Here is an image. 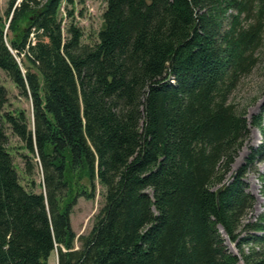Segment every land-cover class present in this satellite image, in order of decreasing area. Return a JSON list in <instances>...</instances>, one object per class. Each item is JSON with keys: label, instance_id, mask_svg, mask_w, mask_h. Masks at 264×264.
<instances>
[{"label": "trees", "instance_id": "16d2710c", "mask_svg": "<svg viewBox=\"0 0 264 264\" xmlns=\"http://www.w3.org/2000/svg\"><path fill=\"white\" fill-rule=\"evenodd\" d=\"M63 1L8 0L0 15V69L32 113L30 127L5 110L0 80V264H48L54 249L57 264H264L244 180L264 144L216 192L249 127L264 130L231 99L264 70V0H106L92 45L73 23L63 35ZM7 127L37 155L40 191L20 183ZM96 180L103 205L77 236L72 208Z\"/></svg>", "mask_w": 264, "mask_h": 264}, {"label": "rangeland", "instance_id": "374dc122", "mask_svg": "<svg viewBox=\"0 0 264 264\" xmlns=\"http://www.w3.org/2000/svg\"><path fill=\"white\" fill-rule=\"evenodd\" d=\"M19 1V0H17ZM8 0H0V15L4 18V11L7 7ZM106 6V0H64L60 9V17L62 20V32L66 35V25L73 23L82 32V43L92 45L98 41V32L102 26V13ZM70 12L68 14L67 12ZM8 25V24H7ZM23 66L28 62L21 56ZM20 63V58H18ZM0 80L8 92V101L5 110H24L29 118V125L32 127L31 103L29 97L19 94V90L14 83L0 69ZM231 99L238 104L240 108H244L246 118L251 119L252 116L264 113V70L258 69L253 73L245 76L238 87L231 95ZM264 115V114H263ZM264 126V120H263ZM7 142L6 148L12 156L13 164L18 174L20 183L28 189L40 191L42 189V169L35 153H31L11 130L6 128ZM264 144V130L260 131L257 127L250 126L249 132L244 140L242 147L238 150L231 170H236L245 160V157L252 149L258 145ZM264 151V150H263ZM26 162H29V166ZM229 171V172H230ZM229 172L226 178L229 176ZM264 174V160L253 161L252 167L247 171L244 180L247 189L254 195V204L252 209L246 216V219L257 217L264 210V191L260 175ZM79 184L84 186L87 191H91V186L87 178H81ZM95 194L93 198L80 196L77 198L76 204L72 208L70 214V223L73 231L77 236L86 235L93 227L95 216L103 205V188L95 181ZM228 242L231 251L238 254L232 243ZM80 245L75 239L74 246ZM49 264H57V250L54 249L49 257ZM239 264H244L242 261Z\"/></svg>", "mask_w": 264, "mask_h": 264}, {"label": "water", "instance_id": "95a60500", "mask_svg": "<svg viewBox=\"0 0 264 264\" xmlns=\"http://www.w3.org/2000/svg\"><path fill=\"white\" fill-rule=\"evenodd\" d=\"M234 174H235V170H232L229 172V176L227 178H225L224 181L216 187L217 193H219L222 190L223 186L226 185L233 178ZM233 246H234V244H233Z\"/></svg>", "mask_w": 264, "mask_h": 264}, {"label": "crops", "instance_id": "0c3cea01", "mask_svg": "<svg viewBox=\"0 0 264 264\" xmlns=\"http://www.w3.org/2000/svg\"><path fill=\"white\" fill-rule=\"evenodd\" d=\"M50 257V256H49ZM48 264H49V258H48Z\"/></svg>", "mask_w": 264, "mask_h": 264}]
</instances>
